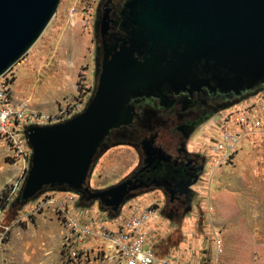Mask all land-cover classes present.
<instances>
[{"label": "rangeland", "instance_id": "1", "mask_svg": "<svg viewBox=\"0 0 264 264\" xmlns=\"http://www.w3.org/2000/svg\"><path fill=\"white\" fill-rule=\"evenodd\" d=\"M105 1L60 0L39 39L8 70L13 104L24 105L31 119L37 116L24 129L57 124L61 113L74 117L86 108L98 82V19ZM261 90L264 85L247 92L254 95ZM248 94L222 108L207 123H219L227 114L236 118L239 102ZM205 127L188 140V148L205 160L188 205L166 209L162 191H135L120 207L121 215L129 204L155 209L157 217L148 244L159 257L170 255L182 264H264V129L242 142L234 164L216 167L202 154L208 135ZM19 138V152L0 142V205L7 200L0 210V264H115L98 238L87 239L77 259L68 256L75 246L54 204L45 203L49 197L54 202L72 197L64 189L45 188L29 201L20 200L32 152L25 135ZM137 164L132 143H103L87 178L89 188L116 185L130 176ZM73 199L80 209L76 204L70 208L82 219L88 215L100 222L119 213L114 215L97 202L86 203L83 197ZM216 238L221 241V252L214 250ZM234 238L241 242V248L233 249L229 244Z\"/></svg>", "mask_w": 264, "mask_h": 264}, {"label": "water", "instance_id": "2", "mask_svg": "<svg viewBox=\"0 0 264 264\" xmlns=\"http://www.w3.org/2000/svg\"><path fill=\"white\" fill-rule=\"evenodd\" d=\"M59 3L0 0V77L39 39ZM127 8L136 26L130 32L131 48L123 47L110 60L105 53L86 108L67 121L25 129L32 155L22 202L45 188L64 189L116 215L141 187L138 174L101 190L90 189L87 178L111 131L131 124L132 99L160 96L164 86H179L184 74L193 76L197 63L222 71V86L236 95L264 85V0H132ZM106 29L104 16L100 32ZM143 47L146 56L140 61L134 53L142 54ZM161 162L168 164L169 157L149 146L145 166Z\"/></svg>", "mask_w": 264, "mask_h": 264}, {"label": "flooded vegetation", "instance_id": "3", "mask_svg": "<svg viewBox=\"0 0 264 264\" xmlns=\"http://www.w3.org/2000/svg\"><path fill=\"white\" fill-rule=\"evenodd\" d=\"M131 1L106 0L102 6L96 50L99 74L105 53H109L107 58L110 60L123 47L131 48L130 32L136 27L130 22L127 8ZM104 16L107 29L102 34L100 23ZM140 50L142 54L135 52L134 57L142 61L146 52L144 47ZM191 71L193 76L184 74L179 86H164L160 96L132 99L131 124L111 131L104 142L109 145L120 141L133 144L138 164L130 176L138 174L136 184L141 187L137 191H162L166 209H181L188 205L192 187L205 168V160L188 148V140L198 129L205 127L210 117L249 93L244 91L236 95L232 90H225L221 84L223 72L209 71L203 63L195 64ZM149 146L167 155L168 164L145 166V152Z\"/></svg>", "mask_w": 264, "mask_h": 264}, {"label": "built area", "instance_id": "4", "mask_svg": "<svg viewBox=\"0 0 264 264\" xmlns=\"http://www.w3.org/2000/svg\"><path fill=\"white\" fill-rule=\"evenodd\" d=\"M7 72L0 77V142L7 144L13 152H19L20 134L24 135V127L30 125L37 116L32 119L28 117L24 105L15 107L12 102L11 76L6 75ZM263 91L261 90L259 97L260 93L253 95L249 92L248 96L239 102L236 118L231 119L227 114L218 119L219 123L210 121L206 124L207 142L201 147L206 160L214 163L216 167L234 164L242 142L256 130L264 129ZM60 115V120L55 123L67 121L72 117L68 113ZM68 194L72 197H67L61 202H54L49 197L45 199V203L54 204V210L63 227L67 229L72 245L75 246L68 251L71 259L78 258L83 250L82 244L87 239L98 238L115 264H182L170 255L157 256L149 246L148 236L157 217L151 205L142 207L129 204L123 215L122 207L116 216L97 222L94 217L88 215H85L86 219L79 218L81 216H78V212L70 208L72 204H76L73 197L77 195L70 192ZM76 207L80 209L77 204ZM214 250L221 252V241L218 238L215 240Z\"/></svg>", "mask_w": 264, "mask_h": 264}, {"label": "crops", "instance_id": "5", "mask_svg": "<svg viewBox=\"0 0 264 264\" xmlns=\"http://www.w3.org/2000/svg\"><path fill=\"white\" fill-rule=\"evenodd\" d=\"M240 243H239V240L237 238L231 239L229 242V244L232 246L233 249H237L238 247L241 248L242 246H240ZM233 249H229V252L232 253Z\"/></svg>", "mask_w": 264, "mask_h": 264}, {"label": "trees", "instance_id": "6", "mask_svg": "<svg viewBox=\"0 0 264 264\" xmlns=\"http://www.w3.org/2000/svg\"><path fill=\"white\" fill-rule=\"evenodd\" d=\"M7 205V200L3 201L2 204L0 205V210L4 209Z\"/></svg>", "mask_w": 264, "mask_h": 264}]
</instances>
